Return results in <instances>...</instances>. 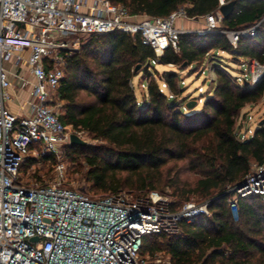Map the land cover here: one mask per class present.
Instances as JSON below:
<instances>
[{
	"label": "trees",
	"instance_id": "16d2710c",
	"mask_svg": "<svg viewBox=\"0 0 264 264\" xmlns=\"http://www.w3.org/2000/svg\"><path fill=\"white\" fill-rule=\"evenodd\" d=\"M109 1L132 16L155 18H167L180 8L191 19L203 18L219 5L218 0ZM263 18V1H236L219 32L183 33L179 52L168 49L160 58L139 35L119 31L89 37L79 50L64 53L65 77L56 92L64 103L60 120L101 143L69 145L65 157L74 168L80 162L86 164L84 179L94 195L137 192L149 196L160 189L162 170L171 161L189 158L190 167L200 172L194 191L209 203L210 217L183 222L182 233L176 237L146 235L141 248L144 255L164 251L171 264H264V196L239 198L237 218L228 203L229 187L245 178L251 162L263 160L264 126L244 141L235 127L241 111L263 99L264 76L255 85L239 84L214 54L217 79L212 96L201 111L190 115L177 110L176 100H169L156 82L148 85L149 102L142 105L132 86L138 66L148 69L159 61L181 69L197 68L205 64L210 52L264 66V23L255 37H241L236 48L224 33L253 27ZM164 80L176 98L183 93L176 72H165ZM38 162L52 164L54 158H31L25 167ZM183 193H178L182 201L175 202V208L190 201Z\"/></svg>",
	"mask_w": 264,
	"mask_h": 264
},
{
	"label": "built area",
	"instance_id": "2783aa9c",
	"mask_svg": "<svg viewBox=\"0 0 264 264\" xmlns=\"http://www.w3.org/2000/svg\"><path fill=\"white\" fill-rule=\"evenodd\" d=\"M232 1L243 0H218L217 10L203 17L197 33L219 32L225 19L221 8ZM182 19H191L184 8L167 18L132 16L109 0H0V264H163L142 253L143 238L176 237L183 222L210 217L208 202L188 201L175 208V202L157 194L94 196L63 185L65 152L73 134L56 105L65 77L64 53L79 50L89 37L114 31L139 35L157 58L168 49L178 53L180 36L186 33L177 27ZM263 23L264 18L253 27L224 33L236 48L241 37H255ZM10 62L18 68L27 65L36 80L26 116L6 107L15 86L30 85L20 72L10 78ZM254 66L253 85L264 76V66ZM46 156L54 158L57 180L27 185L21 179L25 162ZM229 193L236 218L239 198L264 196V156L262 162L250 163L248 174Z\"/></svg>",
	"mask_w": 264,
	"mask_h": 264
},
{
	"label": "rangeland",
	"instance_id": "374dc122",
	"mask_svg": "<svg viewBox=\"0 0 264 264\" xmlns=\"http://www.w3.org/2000/svg\"><path fill=\"white\" fill-rule=\"evenodd\" d=\"M184 25V26H182ZM190 28L192 32L200 31L204 26L203 18L196 19H182L177 21V27ZM214 54L220 56L224 65H226L230 74L238 79L239 84L250 83L251 72L255 68L254 63L256 61L249 60H236L232 55L213 53L210 52L208 60L202 67H177L162 65L159 61L153 62L151 68L141 69L137 72V76L132 82V86L135 89L138 97L139 104L149 102L148 85L152 82H156L159 85L161 92H163L169 100H176L177 110H182L184 113L190 115L195 112L201 111L203 105L208 97L212 96V90L214 81L217 79V75L213 68ZM163 56V55H162ZM25 66V65H22ZM194 69V70H193ZM193 70V71H192ZM165 72H176L181 80V86L183 93L176 98L168 86L165 84L164 74ZM63 102L56 100V105L59 108V113H62ZM264 121V97L257 103L246 106L240 113L236 123L235 130L241 138H252L254 133L261 127V123ZM69 131L73 134H79L80 137L88 142L89 145H99L98 141L92 140V138L85 132H78L71 126H68ZM40 160V159H36ZM27 161L25 162L21 179L27 185H49L54 183L56 174L52 164H44L38 162L32 165L30 168H26ZM66 165V179L63 185L70 187L76 191L82 193L94 195L89 189L90 186L86 184L84 175L87 171V166L84 162H80L77 168H74L68 159L64 160ZM163 182L160 189L157 192L148 194L159 195L167 197L172 202L182 201L181 197H178V193L189 196V200L197 203H205L198 193H195L194 188L200 179V172L190 167V159L187 158L183 161H171L163 170ZM176 190H179L178 193ZM131 195L137 197L140 193H131ZM98 196V195H94ZM187 198V197H186ZM185 200V199H184ZM155 259L161 260L163 264H167L170 259L166 252H158L154 256Z\"/></svg>",
	"mask_w": 264,
	"mask_h": 264
},
{
	"label": "crops",
	"instance_id": "0c3cea01",
	"mask_svg": "<svg viewBox=\"0 0 264 264\" xmlns=\"http://www.w3.org/2000/svg\"><path fill=\"white\" fill-rule=\"evenodd\" d=\"M184 26V25H182ZM180 26V28L182 27ZM182 30L186 32H192L190 28H181ZM28 54H26L27 56ZM24 65V64H23ZM168 66H174V65H168ZM8 71L10 73V78L12 80L15 79L16 73L20 72V74L29 81L30 85L26 88L18 89L15 86V92L13 95V98L11 101L6 103L7 109L12 112L13 114L17 116H26L28 114L27 112V104L30 101V93L31 90L36 82L34 76H32L30 69L27 65L16 67L13 62H10L7 64ZM13 93V92H12Z\"/></svg>",
	"mask_w": 264,
	"mask_h": 264
},
{
	"label": "water",
	"instance_id": "95a60500",
	"mask_svg": "<svg viewBox=\"0 0 264 264\" xmlns=\"http://www.w3.org/2000/svg\"><path fill=\"white\" fill-rule=\"evenodd\" d=\"M235 4H236V1H232V2L228 3L227 5H225V6H223L221 8V12H222V14H223L225 19H228L231 16V14L234 11ZM140 68L141 67L138 66L136 68V71H139ZM261 126H264V121L261 123ZM70 145H73V146H87L89 144H88V142L83 140L80 136H78L76 134H72L71 138H70ZM32 241L33 242H38V238H34Z\"/></svg>",
	"mask_w": 264,
	"mask_h": 264
}]
</instances>
